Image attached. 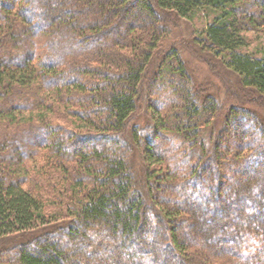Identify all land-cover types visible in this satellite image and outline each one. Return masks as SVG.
<instances>
[{
	"label": "trees",
	"instance_id": "obj_1",
	"mask_svg": "<svg viewBox=\"0 0 264 264\" xmlns=\"http://www.w3.org/2000/svg\"><path fill=\"white\" fill-rule=\"evenodd\" d=\"M161 18L264 100V0H0V264H264V121Z\"/></svg>",
	"mask_w": 264,
	"mask_h": 264
},
{
	"label": "rangeland",
	"instance_id": "obj_2",
	"mask_svg": "<svg viewBox=\"0 0 264 264\" xmlns=\"http://www.w3.org/2000/svg\"><path fill=\"white\" fill-rule=\"evenodd\" d=\"M160 20L162 25H164L172 35L169 44L165 49H161L156 53L148 67L147 77L149 78V83V76L160 66L162 58L167 54V50L177 48L183 55L186 68L195 81L194 90H192V92H196L198 89L204 90L205 95H216L222 103V117L216 118L215 125L212 126L215 131L220 130L222 122L224 121V116L231 106L250 109L257 113L264 121V100L250 91L243 90L236 77L229 73L212 54L202 50L197 42H195L196 35L200 29L199 22L183 21L178 28V26H175L172 22H168L165 18H161ZM178 39H181V41L179 42ZM258 40H260L262 44L264 43L262 39H254L255 46L258 45ZM151 117V112L148 114L144 108L139 109L135 115L133 125L131 124L130 128L133 129L134 124H137V126L146 127L150 131V126L153 125ZM248 129L253 130L254 128L252 125H248ZM220 151L222 152V150ZM40 161V165H44L42 164L43 161ZM261 170H264V168Z\"/></svg>",
	"mask_w": 264,
	"mask_h": 264
}]
</instances>
